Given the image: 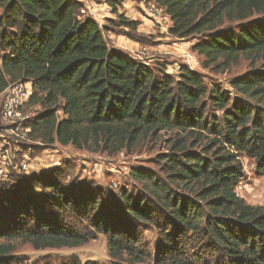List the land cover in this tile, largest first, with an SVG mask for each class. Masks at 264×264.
Masks as SVG:
<instances>
[{
  "label": "trees",
  "instance_id": "trees-1",
  "mask_svg": "<svg viewBox=\"0 0 264 264\" xmlns=\"http://www.w3.org/2000/svg\"><path fill=\"white\" fill-rule=\"evenodd\" d=\"M155 1L171 18V35L196 40L204 67L250 62L230 81L234 99L186 65L175 77L111 48L80 0H0V94L31 82L32 140L109 154L163 144L160 174L131 172L144 193L121 191L110 206L52 176L24 180L22 193L1 185L0 264H22L15 239L40 250L100 234L114 264H264V204L237 192L242 156L264 175V0ZM105 2L119 26L138 29L119 10L124 0ZM35 187L44 193L26 191ZM141 227L157 231L154 249Z\"/></svg>",
  "mask_w": 264,
  "mask_h": 264
},
{
  "label": "rangeland",
  "instance_id": "rangeland-1",
  "mask_svg": "<svg viewBox=\"0 0 264 264\" xmlns=\"http://www.w3.org/2000/svg\"><path fill=\"white\" fill-rule=\"evenodd\" d=\"M84 3V15L93 17L106 28L105 36L111 48L119 49L131 57L154 68L164 70L177 77L182 66L197 71L203 77L208 88L213 85L229 92L232 99L236 97L230 81L235 76L246 73L251 69L249 61L244 59L226 70L206 68L203 66L204 57L193 50L194 38H177L170 34L172 22L161 14L159 20L149 15L138 0H124L119 10L132 20L139 21L137 30H127L118 25L117 14L105 0H80ZM113 22H110V21ZM27 110V109H26ZM32 110H27L30 115ZM8 144L0 137V146L12 147V164L3 166L0 174V186L17 187L24 180L32 177L52 176L71 189L83 188L100 196L102 205L107 200L108 205L117 203L121 191H129L132 195L144 193L140 184L133 181L131 172L144 169L147 172L160 174L158 155L163 149L161 140L146 141L137 148L123 150L115 154L100 151L93 152L77 148L72 144L62 145L43 144L32 139L22 138V130ZM244 166V177L237 187L238 194L253 205L264 204V175L256 167L253 159L241 157ZM29 163L24 170L18 169L21 163ZM77 185L78 187H75ZM22 193L24 186L16 188ZM35 195L44 193L40 187L26 190ZM141 235L152 249L157 242V231L141 227ZM15 246L14 254L21 258L22 264H62L77 257L84 264L88 260L99 263L114 264L109 257L107 238L100 234L96 239L76 247L46 248L36 250L29 243L20 239L11 241ZM136 264H154L153 261Z\"/></svg>",
  "mask_w": 264,
  "mask_h": 264
},
{
  "label": "built area",
  "instance_id": "built-area-1",
  "mask_svg": "<svg viewBox=\"0 0 264 264\" xmlns=\"http://www.w3.org/2000/svg\"><path fill=\"white\" fill-rule=\"evenodd\" d=\"M142 8L148 10L149 15L159 20V14L166 20L171 21L170 16L166 13L165 9L160 6L155 0H138ZM32 94V84L30 81H17L9 84V86L0 94L1 110L0 121L2 130L0 137L10 144L14 135H18V132L22 130V138L31 139L29 137V128L25 125L30 117V113L27 112L26 106L30 100ZM11 148L0 146V174L3 172V166L8 164L11 166L12 154ZM29 166V163H21L19 170Z\"/></svg>",
  "mask_w": 264,
  "mask_h": 264
},
{
  "label": "crops",
  "instance_id": "crops-1",
  "mask_svg": "<svg viewBox=\"0 0 264 264\" xmlns=\"http://www.w3.org/2000/svg\"><path fill=\"white\" fill-rule=\"evenodd\" d=\"M124 3V2H123ZM123 5V4H122Z\"/></svg>",
  "mask_w": 264,
  "mask_h": 264
}]
</instances>
